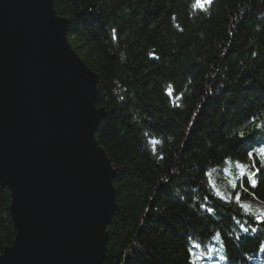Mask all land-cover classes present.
Listing matches in <instances>:
<instances>
[{
	"label": "trees",
	"instance_id": "trees-1",
	"mask_svg": "<svg viewBox=\"0 0 264 264\" xmlns=\"http://www.w3.org/2000/svg\"><path fill=\"white\" fill-rule=\"evenodd\" d=\"M194 4L54 0L71 47L97 75L105 111L95 139L116 193L105 264H191L194 243L213 249L197 264H264V223L253 218L264 212V169L244 192L235 166L251 165L246 152L260 139L237 143L238 132L253 116L264 120V0ZM211 180H230L227 196ZM10 205L0 185V255L16 237Z\"/></svg>",
	"mask_w": 264,
	"mask_h": 264
},
{
	"label": "water",
	"instance_id": "water-1",
	"mask_svg": "<svg viewBox=\"0 0 264 264\" xmlns=\"http://www.w3.org/2000/svg\"><path fill=\"white\" fill-rule=\"evenodd\" d=\"M68 22L54 0H0V185L16 230L0 264H105L114 169Z\"/></svg>",
	"mask_w": 264,
	"mask_h": 264
},
{
	"label": "snow or ice",
	"instance_id": "snow-or-ice-1",
	"mask_svg": "<svg viewBox=\"0 0 264 264\" xmlns=\"http://www.w3.org/2000/svg\"><path fill=\"white\" fill-rule=\"evenodd\" d=\"M214 0H195V4L193 5L194 8H199L202 10H207V7L210 6ZM113 38H117L115 34V30H113ZM152 58L157 59L155 52H152L149 54ZM168 95L172 96L173 91L171 87L168 89ZM178 106V105H177ZM250 124H252V127L248 128V131H239L238 132V140L237 143H244L247 142L249 139H251L253 136L259 134L260 139L257 141V145L255 147H250L249 150L246 152V157L248 160L252 161L251 165L245 164L239 160L236 161V169L238 171V177H239V186L244 190V192H247L249 187L256 188L259 184V181L257 177L261 175V170L264 169V120L260 121L259 123L256 122V117L253 116L251 118ZM152 145V151L154 154L157 153V145L160 143L156 139H152L150 141ZM225 163L230 162V157L224 158ZM257 162H259V166H257ZM254 169V170H252ZM227 171V169H224ZM247 181V184L244 183V181ZM233 188L237 187V182H233L232 184ZM243 193L237 192L235 194L236 201L239 202L241 200ZM244 207H247L246 205ZM206 211L211 213L213 211L212 208H206ZM249 215L253 216V214L249 211ZM254 220L264 223V212H261L258 215L253 216ZM241 228L243 231H248L246 227L241 224ZM194 250H189V254L191 256V264H197L198 261H203L206 256H211L213 253V249H209L208 251H201L202 245L200 243H194L193 244ZM224 257H222L223 259ZM213 264H218V262H213Z\"/></svg>",
	"mask_w": 264,
	"mask_h": 264
},
{
	"label": "rangeland",
	"instance_id": "rangeland-1",
	"mask_svg": "<svg viewBox=\"0 0 264 264\" xmlns=\"http://www.w3.org/2000/svg\"><path fill=\"white\" fill-rule=\"evenodd\" d=\"M229 176H223V178H230L232 177L231 171L230 174H228ZM227 182V187L229 186L228 184L231 185V181L228 180ZM211 186L213 187V189L215 190V192L220 195V196H227L228 193V188L226 187V184L223 183H216L214 180H211Z\"/></svg>",
	"mask_w": 264,
	"mask_h": 264
}]
</instances>
